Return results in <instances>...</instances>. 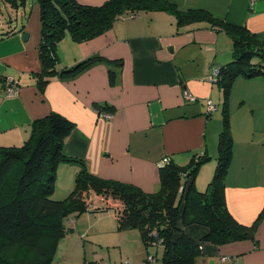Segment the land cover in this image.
<instances>
[{
  "label": "crops",
  "instance_id": "obj_1",
  "mask_svg": "<svg viewBox=\"0 0 264 264\" xmlns=\"http://www.w3.org/2000/svg\"><path fill=\"white\" fill-rule=\"evenodd\" d=\"M107 1L77 0L94 7ZM166 1L183 12L203 10L225 23L247 27L264 40V0ZM22 16L23 23L18 17L11 24L14 34L0 41V147L23 145L35 121L56 113L75 126L65 140L64 154L83 161L92 175L154 193L161 187L164 159L188 166L198 157H209L196 179L197 189L207 190L218 165L225 99L219 83H210L209 77L214 67L232 61L233 43L224 31L206 23L177 25L172 13L148 11L120 17L87 41L76 42L67 33L57 47L60 70L92 57L102 59L76 74L54 77L40 91L35 77L42 68L39 4L28 2ZM6 77L15 79L16 95L6 94ZM186 90L198 101H188ZM207 100L217 105L212 113L207 111ZM226 110L233 147L225 200L237 221L251 225L264 212V79L237 78ZM78 171L74 164L59 165L57 198L74 190ZM85 214L70 225L74 234L61 241L53 264H88L89 255L98 259V253L82 241L84 234H79L86 230L81 221ZM105 214L111 221L103 217L105 222L94 229L120 236L115 243H121L123 257L114 264H131V259L134 264H161L140 255L145 246L138 229H119L116 213ZM186 232L201 242L207 231L191 226ZM132 245H138L137 252ZM202 246L197 264H264V218L256 239Z\"/></svg>",
  "mask_w": 264,
  "mask_h": 264
},
{
  "label": "trees",
  "instance_id": "obj_2",
  "mask_svg": "<svg viewBox=\"0 0 264 264\" xmlns=\"http://www.w3.org/2000/svg\"><path fill=\"white\" fill-rule=\"evenodd\" d=\"M0 1L10 8L9 19L0 23L1 41L14 34L11 24L22 16L29 0ZM36 2L40 6L42 27L39 46L42 68L35 76L40 91L54 77L76 74L102 59L92 57L73 68L60 70L57 47L67 33L76 42L87 41L110 29L120 17L148 11L172 13L177 25L206 23L224 31L233 43L232 61L220 68L218 82L225 97L224 128L219 139L217 169L207 190L200 192L196 179L201 166L211 159L198 157L188 166L173 162L162 166L159 191L145 193L134 185L100 179L89 172L83 161L67 157L65 140L75 127L68 119L53 113L35 121L31 136L23 145L0 147V264H53L61 241L72 232L70 225L75 216L109 211L102 206L88 207V200L96 195L111 194L122 203L123 210L112 209L119 229H138L147 250L161 246V264H197L203 243L221 245L256 239L264 212L253 224L244 225L233 217L225 200V179L233 147L226 106L237 78L264 79V40L247 27L225 23L203 10L183 12L166 0H108L96 7L82 5L77 0ZM62 163H76L79 171L74 190L59 199L55 192ZM191 226L206 229L201 242L187 235L186 229Z\"/></svg>",
  "mask_w": 264,
  "mask_h": 264
},
{
  "label": "rangeland",
  "instance_id": "obj_3",
  "mask_svg": "<svg viewBox=\"0 0 264 264\" xmlns=\"http://www.w3.org/2000/svg\"><path fill=\"white\" fill-rule=\"evenodd\" d=\"M32 0H29V2L31 3ZM34 2H36V0H34ZM9 7L5 8L4 3L2 1H0V23L3 24V20L4 19H9ZM23 12V11H22ZM19 18L21 19V16H19ZM1 29V27H0ZM1 32V30H0ZM222 107L219 106V111L221 112ZM63 164V163H62ZM72 163H66V165H71ZM74 166H79L76 163H73ZM62 170V169H61ZM59 180H62V176L60 175L59 172ZM73 183L76 182V178L75 181L73 179L72 181ZM58 183V181H57ZM58 194V193H57ZM59 195V194H58ZM68 195H62V196H66ZM56 196V194H55ZM109 196L113 197L111 194H109ZM114 199V198H113ZM90 203H92L89 200ZM103 206L101 203H92V206L94 209H97L98 207ZM108 212H112L114 213L113 210H110ZM107 213V212H105ZM103 214L104 216H99V217H94L96 215H100V214H85V216L82 218V225L83 227H85L86 230H84L85 232L79 233V234H84L83 236H81L82 241L84 240L86 243V246L89 245L90 247H92L95 252L98 253V259H92L93 257H91L90 255L88 256L90 259H88L89 263L88 264H114L116 260H121L120 257L122 256L121 254V243L119 245V243H115L116 242V238H120V236H118L116 233H111V232H103L102 233L95 228H100V225H102L105 221H101L100 219L103 218L104 220L107 221H111V218H109L110 216H106V214ZM94 215V216H92ZM72 217H74V215H72ZM77 216H75L76 219ZM77 221V220H75ZM87 230H92V232L90 234L86 233L89 232ZM72 234H74V231L72 232ZM115 237V238H112ZM126 239V238H125ZM119 240V239H118ZM84 243V242H83ZM133 243V241H132ZM131 247L135 248V252H137L138 250V245H135V247L132 245ZM158 248L156 249L155 247L150 248L149 250H147V248L143 247V251L140 255H142V257H145V259H147L149 257V255L152 256H156L155 258V262H160L161 258H162V253L163 250H159L160 252H158ZM123 257V256H122ZM128 258H125V260H127ZM131 262V264H134L135 261H133L132 259L129 260ZM128 262V261H127ZM142 263V262H140ZM120 264V263H119Z\"/></svg>",
  "mask_w": 264,
  "mask_h": 264
},
{
  "label": "built area",
  "instance_id": "obj_4",
  "mask_svg": "<svg viewBox=\"0 0 264 264\" xmlns=\"http://www.w3.org/2000/svg\"><path fill=\"white\" fill-rule=\"evenodd\" d=\"M255 0H251V2L253 3ZM220 75H221V70L219 67H214L212 69V73L210 74L209 80L210 83L212 84H216L219 82L220 80ZM7 87L5 89V92L7 95L9 96H13L16 95L18 92V88H17V83L15 81V79H13L12 77H6L5 79ZM185 98L190 101V102H196L198 101L196 97H194L192 94H190L187 90L184 92ZM206 107H207V111L209 113L214 112L217 109V105L212 101V100H207L206 101ZM170 163V159L166 158L163 160L162 162V166L169 164ZM90 201L92 203H101L103 206V208L105 209H117V210H123V205L120 201H118L117 199H113V197L108 196L106 197L105 195H96V197L94 199L90 198ZM92 203L87 202L88 207H93ZM97 206V205H96ZM229 259L224 258L223 261H227ZM155 258L153 256H149L148 258V262H154ZM125 264H130L129 262H125Z\"/></svg>",
  "mask_w": 264,
  "mask_h": 264
},
{
  "label": "water",
  "instance_id": "obj_5",
  "mask_svg": "<svg viewBox=\"0 0 264 264\" xmlns=\"http://www.w3.org/2000/svg\"><path fill=\"white\" fill-rule=\"evenodd\" d=\"M27 36H28V34H27V33H26V34H24V35H23L24 39H26V38H27Z\"/></svg>",
  "mask_w": 264,
  "mask_h": 264
}]
</instances>
